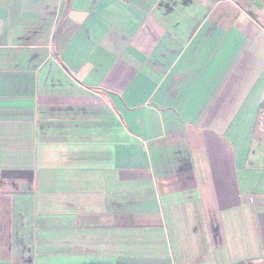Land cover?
Returning <instances> with one entry per match:
<instances>
[{
  "label": "crops",
  "instance_id": "1",
  "mask_svg": "<svg viewBox=\"0 0 264 264\" xmlns=\"http://www.w3.org/2000/svg\"><path fill=\"white\" fill-rule=\"evenodd\" d=\"M0 264H264V0H0Z\"/></svg>",
  "mask_w": 264,
  "mask_h": 264
}]
</instances>
